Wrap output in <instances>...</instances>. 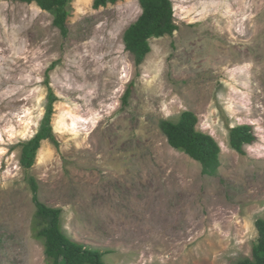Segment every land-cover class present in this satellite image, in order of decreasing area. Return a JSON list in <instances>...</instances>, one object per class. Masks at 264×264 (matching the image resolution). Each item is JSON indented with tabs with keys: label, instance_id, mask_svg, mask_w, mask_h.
I'll return each instance as SVG.
<instances>
[{
	"label": "rangeland",
	"instance_id": "1",
	"mask_svg": "<svg viewBox=\"0 0 264 264\" xmlns=\"http://www.w3.org/2000/svg\"><path fill=\"white\" fill-rule=\"evenodd\" d=\"M93 3H71L64 36L36 3L0 0V264H46L30 175L107 264H239L264 219V0H173L179 28L152 38L140 67L123 41L139 1ZM52 65L59 146L43 141L27 169ZM186 110L221 146L216 176L161 128ZM244 124L258 136L246 155L229 137Z\"/></svg>",
	"mask_w": 264,
	"mask_h": 264
},
{
	"label": "trees",
	"instance_id": "2",
	"mask_svg": "<svg viewBox=\"0 0 264 264\" xmlns=\"http://www.w3.org/2000/svg\"><path fill=\"white\" fill-rule=\"evenodd\" d=\"M26 3H36L42 10L50 12L53 24L60 29L64 36L68 35L67 20L70 14V5L74 0H16ZM120 0H94L93 7L99 9L115 4ZM142 8L139 18L125 30L123 41L126 51L134 56L137 67H140L151 53L150 40L166 35H173L179 26L175 20V7L173 0H138ZM54 65L49 67L46 75L48 96L46 111L42 124L34 137L22 143V164L30 169L36 161L41 143L50 140L56 146V138L52 125L55 113V103L58 97L50 86L49 72ZM133 86V84H132ZM130 86L125 94V100L130 97ZM198 116L190 110L184 111L177 121L164 120L161 128L169 144L189 155L202 165L204 175L216 176L221 167V146L209 133L198 130ZM230 146L242 155H246V146L258 140L252 125H238L230 131ZM33 201L36 206L32 223L34 237L44 245L46 264H107L106 251L90 247L70 237L63 227V210L49 206L39 197V183L36 177H28ZM258 239L252 249V255L240 260L239 264H264V219L256 222Z\"/></svg>",
	"mask_w": 264,
	"mask_h": 264
}]
</instances>
